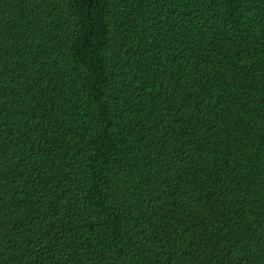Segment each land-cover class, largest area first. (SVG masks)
<instances>
[{"label": "trees", "instance_id": "16d2710c", "mask_svg": "<svg viewBox=\"0 0 264 264\" xmlns=\"http://www.w3.org/2000/svg\"><path fill=\"white\" fill-rule=\"evenodd\" d=\"M0 264H264V0H0Z\"/></svg>", "mask_w": 264, "mask_h": 264}]
</instances>
